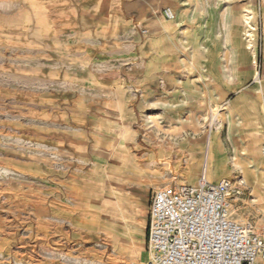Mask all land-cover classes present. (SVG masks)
<instances>
[{
    "label": "rangeland",
    "instance_id": "374dc122",
    "mask_svg": "<svg viewBox=\"0 0 264 264\" xmlns=\"http://www.w3.org/2000/svg\"><path fill=\"white\" fill-rule=\"evenodd\" d=\"M133 1L0 0V264H144L154 191L202 172L245 179L235 217L264 237V0H193L198 19L172 43L168 6L177 18L151 56ZM117 87L122 125L106 105ZM107 117L116 143L96 164L86 147ZM171 138L191 139L196 159Z\"/></svg>",
    "mask_w": 264,
    "mask_h": 264
},
{
    "label": "built area",
    "instance_id": "2783aa9c",
    "mask_svg": "<svg viewBox=\"0 0 264 264\" xmlns=\"http://www.w3.org/2000/svg\"><path fill=\"white\" fill-rule=\"evenodd\" d=\"M166 20L175 12L163 9ZM264 156V143L261 147ZM247 189L242 176L154 191L149 206L144 264H261L264 237L235 217Z\"/></svg>",
    "mask_w": 264,
    "mask_h": 264
},
{
    "label": "crops",
    "instance_id": "0c3cea01",
    "mask_svg": "<svg viewBox=\"0 0 264 264\" xmlns=\"http://www.w3.org/2000/svg\"><path fill=\"white\" fill-rule=\"evenodd\" d=\"M132 7L135 10V21H137L138 25L139 22H143L145 26V31L146 32V37L142 39V37H139V41L137 42L139 45V50L140 54L144 56H151L152 55V50H155L156 47L154 46V38L156 34L160 31H162L165 27V24L170 23L171 20H163V8H166L168 6H175L179 12L178 18H177V23L176 27L173 31H171L169 34V42H173L174 38H178L180 35L181 37H186L187 34H189V31L193 29L194 22L198 19L197 13L193 10V7L195 6V3L193 0H134L132 2ZM105 7V6H103ZM109 20L106 18L101 17V33L102 34H107L108 30H110L109 27ZM119 27L124 25V22L121 19H118V22L116 23ZM89 28L81 29L80 32H77L76 34L79 35H86L88 32ZM142 27H140V30L142 31ZM24 34V32H23ZM28 34H30L28 32ZM56 34V32H55ZM27 40L30 39V37L26 38ZM42 44L43 46H46V43H39ZM150 57H148L149 59ZM151 59V58H150ZM50 76V74L48 75ZM165 83L167 84L169 82V79L167 77L164 78ZM139 88V87H138ZM139 91V90H138ZM125 92L123 89L117 87L116 91V98L114 102H106V105L108 107H113V109L117 113V117H115V122L114 125H122V123H125L126 121L124 120L125 112H126V96ZM233 118V117H232ZM251 118V115H248L246 120L244 122H240L239 128L237 130V137L242 140L244 144L248 142L249 140H252V135L249 133V130L246 128H243L244 125L249 121ZM234 119V118H233ZM109 118H106V121L102 125V131L97 132L93 131L94 137L91 140V144H87V151H88V157L91 161H94L96 164H99L103 162L104 157L107 155L108 149L115 145L116 143V138L114 135L110 134V127H109ZM127 130L131 131L130 128L127 127ZM93 135V134H92ZM130 138H134V134L129 132ZM230 137V133H229ZM243 138V139H242ZM124 139V135H123ZM178 138H171L172 140H176V143H178L182 148L188 149L193 155L194 161L197 157V154L193 153L190 149L192 147V140L191 139H185L183 142L179 143L177 142ZM232 140V138L230 137ZM125 141V139H124ZM233 143V140H232ZM234 145V144H233ZM190 146V147H188ZM246 151L249 152H254L255 146L253 144H247L245 147ZM259 150V149H258ZM159 155H163V151L159 152ZM263 156V155H262ZM264 157V156H263ZM188 161V162H192ZM259 163L264 161L262 158L257 160ZM187 162V163H188ZM186 163V164H187ZM255 166V164H252ZM251 165V166H252ZM185 166L183 167V172L185 173L184 170ZM252 173V172H251ZM254 174V173H252ZM202 176H206L205 173H201L198 181L193 184H187V185H196L202 178ZM255 176V174H254ZM207 177V176H206ZM208 179V178H207ZM217 179V178H216ZM223 179V178H222ZM195 180V179H194ZM209 180V179H208ZM221 180V179H220ZM216 181H211V182H217ZM103 184L99 180H93L91 181L86 188V191L88 194L94 195L97 194V191L103 188ZM108 199H105L102 203V207L105 205V201ZM148 226H149V214H148ZM148 226H147V231H146V238L145 241L147 243V236H148Z\"/></svg>",
    "mask_w": 264,
    "mask_h": 264
},
{
    "label": "bare ground",
    "instance_id": "6f19581e",
    "mask_svg": "<svg viewBox=\"0 0 264 264\" xmlns=\"http://www.w3.org/2000/svg\"><path fill=\"white\" fill-rule=\"evenodd\" d=\"M175 15H176V17H175V19H176V18H177V14L175 13ZM262 93H263V92H262ZM214 117H215V116H214ZM216 119H217V118H216ZM233 121H234V120H233ZM220 125H221V124H220ZM220 125H219V126H220ZM222 125H223V124H222ZM261 126H262V125H261ZM235 127H236V126H235ZM217 128H218V127H217ZM219 128H220V127H219ZM262 130H263V129H262ZM236 131H237V130H236ZM230 133H231V132H230ZM231 135H232V134H231ZM209 136H210V137H209V144H208V145H210V147H211V145H212V139H213V138H212V134H209ZM220 136H221V135H220ZM260 137H261V136H260ZM234 139H235V137H234ZM242 139H243V138H242ZM216 142H217V141H216ZM234 142H235V141H234ZM215 144H216V143H215ZM234 144H235V143H234ZM215 146H216V145H215ZM217 146H218V145H217ZM235 147H236V146H235ZM236 148H237V147H236ZM215 150H216V148H215ZM207 151H208V150H207ZM197 152H198V151H197ZM202 153H203V152H202ZM209 154H210V153H208V155H209ZM206 157H207V156H206ZM217 157H219V156H217ZM210 158H211V157H210ZM209 161H210V160H209ZM209 161H208V162H209ZM223 162H224V161H223ZM195 164H196V163H195ZM224 164H225V163H224ZM224 164H223V165H224ZM191 165H193V164H191ZM205 166H206V165H205ZM209 166H210V165H209ZM214 167H215V166H214ZM190 170H191V169H190ZM192 170H193V169H192ZM210 173H211V172H210ZM210 173H209V174H210ZM212 175H213V174H212ZM207 176H208V175H207ZM191 178H192V177H191ZM212 179H213V178H212ZM213 181H214V180H213ZM261 260H263V259H261ZM261 260H260V263H261ZM263 263H264V260H263Z\"/></svg>",
    "mask_w": 264,
    "mask_h": 264
}]
</instances>
